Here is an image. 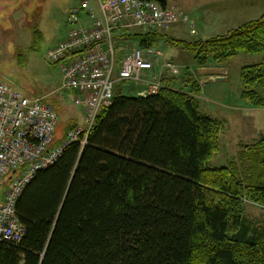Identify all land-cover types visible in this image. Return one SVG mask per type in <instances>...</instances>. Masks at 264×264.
I'll return each mask as SVG.
<instances>
[{
    "label": "trees",
    "instance_id": "16d2710c",
    "mask_svg": "<svg viewBox=\"0 0 264 264\" xmlns=\"http://www.w3.org/2000/svg\"><path fill=\"white\" fill-rule=\"evenodd\" d=\"M144 1L163 9L170 3ZM124 33L116 40L141 49L165 41L200 67L262 56L240 78L244 103L264 108L255 91L264 87V14L193 42L156 31ZM201 92L192 78L189 91L116 92L86 145H69L27 185L16 205L24 236L0 242V264H264V224H253L243 209L245 201L264 208V139L242 153L246 171L234 162L211 168L226 124L201 114L194 97ZM66 137L56 131L54 146Z\"/></svg>",
    "mask_w": 264,
    "mask_h": 264
},
{
    "label": "rangeland",
    "instance_id": "374dc122",
    "mask_svg": "<svg viewBox=\"0 0 264 264\" xmlns=\"http://www.w3.org/2000/svg\"><path fill=\"white\" fill-rule=\"evenodd\" d=\"M81 1L0 0V82L9 84L28 97L47 98L59 115L58 139L67 135L68 126H76V129L84 125V114L80 107L75 106L73 94L60 89L61 69L58 65L48 63L46 55L68 33L69 11ZM88 1L91 6L97 7L98 0ZM253 2L172 0L170 8L188 14L189 18L172 26L171 31L156 32L192 42L223 35L264 14V0L260 8H256ZM140 31L132 27L128 33ZM138 47V43L131 40L117 41L120 55ZM156 48L161 55L160 64L155 66V75L153 72L149 73L150 76L148 74V80L161 81L174 89L189 91V79L192 78L202 90L201 96H195L200 102L201 114L226 124L220 137L219 153L209 166L223 168L234 162L241 172L246 171L248 165L242 160V153L247 146L256 145L264 139V108H254L244 103L241 98L243 88L240 72L244 67L260 64L262 56L240 54L227 65L211 62L200 67L194 56L186 50L172 47L165 41ZM169 62L180 68V77L173 79L175 76L168 69H162ZM135 91L139 90L131 83L120 84L116 89V92L128 96ZM255 91L264 99V87L256 88ZM243 209L253 224H264V208L245 201Z\"/></svg>",
    "mask_w": 264,
    "mask_h": 264
},
{
    "label": "built area",
    "instance_id": "2783aa9c",
    "mask_svg": "<svg viewBox=\"0 0 264 264\" xmlns=\"http://www.w3.org/2000/svg\"><path fill=\"white\" fill-rule=\"evenodd\" d=\"M98 6L96 11L88 0H82L73 7L66 38L46 55L48 63L61 69L60 89L75 95L74 104L84 114V125L70 130L61 144L54 146L59 116L46 99L28 97L0 82V242L23 238L16 212L23 191L39 171L56 164L69 145H86L99 114L112 105L120 84L140 87L138 95L143 97L163 87L161 81L148 80L160 64V52L136 48L120 60L116 35L132 27L143 32L167 30L189 18L180 10L144 0H98ZM83 15L90 27L84 25ZM165 68L173 75L180 72L171 62Z\"/></svg>",
    "mask_w": 264,
    "mask_h": 264
},
{
    "label": "crops",
    "instance_id": "0c3cea01",
    "mask_svg": "<svg viewBox=\"0 0 264 264\" xmlns=\"http://www.w3.org/2000/svg\"><path fill=\"white\" fill-rule=\"evenodd\" d=\"M171 2H172V0H170V3H171ZM262 2H263V0H254L253 3H254V6H255L256 8H260V6L262 5V4H261ZM97 4H98V2H97ZM92 7H93L96 11H98V9H99V8H98V7H99L98 5H97V7H94V6L92 5ZM169 7H170V5H169ZM83 22H84V25H85L86 27H90V26H91V22H90V20L87 18L86 15H83ZM192 29H194V26H193ZM230 30H231V29H230ZM230 30H228L227 32H229ZM169 31H171V29H170ZM169 31H168V32H169ZM192 33H194V32L192 31ZM192 33H191V34H192ZM168 36H171V35H168ZM65 37H66V36H65ZM65 37H64V38H65ZM171 37H173V36H171ZM64 38H63V39H64ZM174 38H175V37H174ZM63 39H62V40H63ZM62 40H61V41H62ZM156 72H157V70L153 71L154 75H155ZM149 76H150V74H149ZM174 78H176V77H173V79H174ZM137 89H138V90H141L140 87H138ZM130 91H131V90H130ZM118 92H119V91H118ZM138 92H139V91H135L134 93L132 92V94L135 95V94H138Z\"/></svg>",
    "mask_w": 264,
    "mask_h": 264
},
{
    "label": "bare ground",
    "instance_id": "6f19581e",
    "mask_svg": "<svg viewBox=\"0 0 264 264\" xmlns=\"http://www.w3.org/2000/svg\"><path fill=\"white\" fill-rule=\"evenodd\" d=\"M81 140H83V139H81ZM47 169V168H46ZM45 170V169H44ZM24 229V228H23Z\"/></svg>",
    "mask_w": 264,
    "mask_h": 264
}]
</instances>
